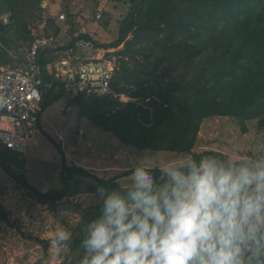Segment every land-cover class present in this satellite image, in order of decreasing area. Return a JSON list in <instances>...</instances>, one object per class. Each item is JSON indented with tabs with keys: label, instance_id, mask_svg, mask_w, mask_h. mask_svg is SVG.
Here are the masks:
<instances>
[{
	"label": "trees",
	"instance_id": "trees-1",
	"mask_svg": "<svg viewBox=\"0 0 264 264\" xmlns=\"http://www.w3.org/2000/svg\"><path fill=\"white\" fill-rule=\"evenodd\" d=\"M42 3L43 0H0V66L25 58L14 57L11 50L31 45L35 36L30 24L35 18L44 22L45 37H52L41 47L39 56L46 80L53 78L54 83L43 95L40 127L45 108L68 96L69 103L78 106L81 117L112 132L125 146L142 150L173 151L192 157L228 156L219 150H193L205 119L229 116L244 131L248 122L264 128V0H128L129 9L120 21L118 35L108 42L75 27L80 12L66 8L63 24L58 16H44L46 7ZM4 15H8V22H4ZM59 36L65 41L59 43ZM80 40L92 43L93 52L79 45ZM112 47L117 49L107 55L117 56L111 85L118 95L70 96L58 79L47 74L48 63L66 50L85 55ZM121 93L129 99L122 100ZM58 148L62 154V188L41 191L32 185L25 175V154L1 140L0 168L18 187L29 189L55 213L69 207L66 198L80 191L73 181L92 179L84 189L95 194L93 202L80 211V220L70 231L68 255L57 263L76 264L81 255L78 242L82 228L99 208L95 199L97 186L126 189L128 186H122L119 179L129 176L131 168L112 177H101L83 165L68 164L60 145ZM149 168L160 182V166ZM4 222L11 221L0 202V232ZM34 239L44 248L48 246V239Z\"/></svg>",
	"mask_w": 264,
	"mask_h": 264
},
{
	"label": "clouds",
	"instance_id": "clouds-1",
	"mask_svg": "<svg viewBox=\"0 0 264 264\" xmlns=\"http://www.w3.org/2000/svg\"><path fill=\"white\" fill-rule=\"evenodd\" d=\"M148 158L144 149L126 189L97 186L76 264H264V138L252 159L164 161L160 182ZM51 227L49 255L59 256L71 233L55 217Z\"/></svg>",
	"mask_w": 264,
	"mask_h": 264
},
{
	"label": "rangeland",
	"instance_id": "rangeland-1",
	"mask_svg": "<svg viewBox=\"0 0 264 264\" xmlns=\"http://www.w3.org/2000/svg\"><path fill=\"white\" fill-rule=\"evenodd\" d=\"M96 1L43 0L46 7L44 16H58L61 12L66 13V8L72 12H80L75 27H81L82 31L90 32L98 40L108 42L117 37L120 21L128 11L129 3L128 0H106L102 19L95 21L93 11ZM4 17L7 19L4 22H8V15ZM64 21L66 20L62 19L59 22ZM43 24L44 22L39 18H35L30 24L32 34L45 36ZM64 32L67 34L66 26ZM57 39L60 40L59 43L65 41L60 36ZM26 48L23 46L12 49V55L16 58H24ZM83 48L93 52L91 47ZM120 98L128 100L129 96L125 94ZM48 136H51L57 144ZM262 138H264V128H258L255 122H248L247 130L244 131L236 119L217 116L205 119L201 124L193 150L195 152L219 150L237 160L252 159ZM59 145L68 164H79L88 169L105 168L107 165L132 168L143 152L142 149L125 146L112 132L100 128L86 116L81 117L78 106L69 103L68 96L61 97L45 108L40 132L33 136L29 150L25 154L26 178L41 191L63 187L60 179L62 154ZM181 157L191 158L192 154L150 150V158L144 163L161 166L164 161ZM121 172L113 174L111 170L105 177H112ZM80 178V176L75 177L79 180ZM120 179L122 186H129V176L123 177V181ZM91 181L89 177H85L79 183L73 181L74 186H80V191L66 198L70 202L69 207H62L58 213H55L49 205L39 202L29 189L18 187L15 180L0 168V202L7 209L11 221L4 222L0 232V264H40L42 258L46 264H57L66 258L68 249L59 256H50L48 246L44 248V245L37 242L34 237L49 239L52 235L53 217L66 225L70 232L72 226L80 220L82 208L93 202L95 194L84 189V185Z\"/></svg>",
	"mask_w": 264,
	"mask_h": 264
},
{
	"label": "built area",
	"instance_id": "built-area-1",
	"mask_svg": "<svg viewBox=\"0 0 264 264\" xmlns=\"http://www.w3.org/2000/svg\"><path fill=\"white\" fill-rule=\"evenodd\" d=\"M106 0H97L93 18L102 17ZM75 3V1L73 2ZM59 19L65 13L58 14ZM4 20H7L4 17ZM44 25V24H43ZM35 39L26 48L24 59L0 66V140L9 148L26 154L33 136L40 132L38 121L42 112V99L53 86V78L46 80L44 66L39 60L40 49L52 37L34 34ZM91 47L86 40L78 42ZM117 48H99L95 54H73L72 49L55 58L47 65V74L58 79L70 96L106 95L114 93L112 79L118 66L117 56H108ZM59 85V84H58ZM125 94L121 93L120 96Z\"/></svg>",
	"mask_w": 264,
	"mask_h": 264
},
{
	"label": "crops",
	"instance_id": "crops-1",
	"mask_svg": "<svg viewBox=\"0 0 264 264\" xmlns=\"http://www.w3.org/2000/svg\"><path fill=\"white\" fill-rule=\"evenodd\" d=\"M145 164L148 167H152V165L150 163H145ZM127 168H129V167H118V166L107 165L105 168L92 167V168H90L88 170L93 172V173H95V174H97L98 176L105 177L108 174V172H110L111 170H112L113 174H117V172H119V171L121 172V171H123V169H127ZM113 174H111V175H113ZM120 180L123 181V177Z\"/></svg>",
	"mask_w": 264,
	"mask_h": 264
},
{
	"label": "water",
	"instance_id": "water-1",
	"mask_svg": "<svg viewBox=\"0 0 264 264\" xmlns=\"http://www.w3.org/2000/svg\"><path fill=\"white\" fill-rule=\"evenodd\" d=\"M42 5L45 6V3L43 2Z\"/></svg>",
	"mask_w": 264,
	"mask_h": 264
}]
</instances>
